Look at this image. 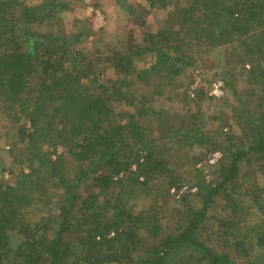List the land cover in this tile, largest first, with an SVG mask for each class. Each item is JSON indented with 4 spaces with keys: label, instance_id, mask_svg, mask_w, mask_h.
<instances>
[{
    "label": "rangeland",
    "instance_id": "374dc122",
    "mask_svg": "<svg viewBox=\"0 0 264 264\" xmlns=\"http://www.w3.org/2000/svg\"><path fill=\"white\" fill-rule=\"evenodd\" d=\"M14 1L13 11L20 9L22 4L34 9L42 7L37 13L41 19L31 24V32L42 38L63 37L66 41L63 48L73 53L81 64L90 67L89 74H95L94 88L103 85L112 93L121 86L127 98L115 96L119 101L112 103L114 113L111 117L114 124L125 128L121 132L114 130L115 135L108 139L105 147H95L88 155H78L81 150L74 145L78 140H59L57 136L63 128L60 124H56L59 132L52 133V138L46 139L42 147L34 146L26 136L32 130L21 108L18 106L9 112L0 104V186L15 188L23 174H31L35 169L40 179L46 178L45 189L34 191L35 202L23 210L24 223H19L12 234L16 236L22 229L25 235L29 234V238L39 242V249H44L43 244L51 242L54 235L60 233L61 216L68 209L79 217L81 207L86 206L92 211L91 220L103 218L106 213L107 218L114 217L113 223L109 224L108 237L129 232L132 216L150 212L155 218L152 226H148L150 219L134 222L140 231L135 240H130L131 254H122V261L102 264H143L145 260L149 261L148 254L157 243L188 227L191 220L187 219V213L192 204L201 207L199 196L203 186L215 187L221 183L225 165H229L238 152L248 150L251 141L245 127L247 112H258L256 91L259 89L250 71L255 63L258 65L260 55L245 56L247 45L240 44L238 36L233 37L235 17L238 16L235 11L226 13L221 19L216 41L208 38L196 46L195 39H179L176 49H172L173 56L177 54L182 61L179 76H169L167 80L162 71L152 72L149 77L143 73L155 65L158 52L168 50L163 45L157 52L133 57L135 73L131 72L130 76L118 74L109 61L113 54L139 53L149 48L152 35L178 31L180 10L189 7L193 0ZM228 34L232 35L230 41H227ZM263 61L260 60L259 65L263 66ZM137 74L140 78H136ZM48 112L52 114L53 110ZM134 119L140 126L131 124ZM139 127L141 133L137 132ZM39 141L43 142V138ZM146 142L161 163L160 174H153L149 180L145 179L149 174L145 175L146 170L140 167L145 163L147 152L143 143ZM238 166V178L226 186L227 190L220 191V196L210 205L201 240L207 242L210 250L219 252L227 248L231 250L234 244L242 241L251 258L241 261L252 264L250 260L259 256L255 236L263 231L264 214L247 193L257 195L263 190L264 159L245 155L240 158ZM118 169L120 173H114ZM111 175L114 183L106 191L101 190L96 178L103 183L104 178ZM263 196L264 193L260 197L262 200ZM120 216L123 221L117 219ZM223 219L232 220V224L223 227L220 224ZM27 223L31 228H27ZM35 224L43 228L32 229ZM156 229L160 230L157 238L146 231L154 233ZM39 237L46 239L41 241ZM60 237L59 264H75L76 259L85 258L75 250V244L79 245L78 237L84 236L71 229ZM12 244L15 250L19 239L15 237ZM49 247L44 259L51 256ZM180 249L167 259L168 264H198V255L190 248L184 246ZM39 255L34 252V258ZM46 261L50 263L52 258Z\"/></svg>",
    "mask_w": 264,
    "mask_h": 264
},
{
    "label": "trees",
    "instance_id": "16d2710c",
    "mask_svg": "<svg viewBox=\"0 0 264 264\" xmlns=\"http://www.w3.org/2000/svg\"><path fill=\"white\" fill-rule=\"evenodd\" d=\"M12 2L15 1L0 0V11L4 10L2 14L0 13V104L4 106V110L9 112L16 110L18 106L21 108V113L25 115L24 117L30 123L32 130L26 136L38 148L46 143V139H51L55 132H59V129H56V124L63 125L61 133L57 136L59 140L62 138L71 142L78 140L74 144L81 150L78 155H88L95 147L101 145L105 147L108 139L110 140L111 136L115 135L114 130L121 132L125 128L121 124H114L111 119L114 113L112 103L119 101V98L115 96L118 95L121 99L127 98L125 92L121 91V86L115 88L112 93H109V88L103 85L98 89L94 88L93 83L96 78H93V75L95 74L93 72L89 74L88 71L91 68L81 64L73 53L63 48L66 43L63 37L53 35L42 38L31 32V24L41 19L37 13L42 7L34 9V7L22 4L20 9L13 11ZM235 11L238 16L235 17L234 35L230 34L233 37L238 36L240 44L247 45L248 49L244 50L245 56L259 54L261 57L258 60V65L255 63L250 71L254 84L259 85V89L256 91L258 112L249 110L247 112L248 121L245 124L251 144L247 151L238 152L237 157L229 165H225L226 169H224L221 183L215 187L208 185L201 188L202 192L199 196L201 207L197 208L193 204L190 207L187 219L191 222L188 227L179 229V234L177 232L176 235L166 236L163 241L157 243L155 249L148 254L150 260H145L143 264H168L167 259L174 252L178 253L184 246L190 248L193 254L198 255V264H207L206 261H209L208 264H244L241 260L246 261L251 258L250 253L244 248L245 246H242V241L239 240V243L234 244L235 251H232L233 248L231 250L227 248L219 252L210 250L206 246L207 242L201 240L204 236L201 233L205 229L210 205L220 196V191L227 190L226 186L238 178L240 158L245 155H254L258 156L259 160L264 159V65H259V61L264 59V0H193L189 7L180 10L177 18L179 19L178 31H171L167 35H152L149 48L141 50L139 53L131 52L128 55L115 53L109 58L118 74L125 73L130 76L131 72L135 73L136 70L133 57L153 51L157 52L158 47L163 45L165 48L168 47V50L158 52L159 59L155 65L143 73L149 77L148 74H152V72L162 71L165 79L173 75L174 77L179 76L182 70V61L179 56H176L177 54L173 56V50L176 49L179 39L182 41L195 39L196 46H200L204 39L210 38L212 41H216L215 37L217 29L221 27V19L226 13L231 14ZM230 34H228L230 38L227 41L232 40ZM243 36L246 37L241 38ZM170 37H172L171 40H166ZM35 38L37 40L33 41ZM238 58L242 61L241 57ZM136 78H140V75L137 74ZM49 109L53 110L52 114H49ZM135 109L137 112L136 106ZM131 124L135 127L140 126L135 119ZM135 131L137 130L135 129ZM141 131L142 129L137 132L141 133ZM41 138H43V142L39 141ZM142 139H144L143 135ZM79 141L80 144L82 143L81 145ZM143 148L147 154L144 156L145 163L140 167L146 170L145 175L149 174L145 177L146 180H149L153 174H160L161 163L147 142L143 143ZM139 159L137 156L136 160L139 161ZM83 172L86 174L85 171ZM36 173L38 170L35 169L31 174H23L15 188L0 186V264H59V252L62 244L58 238H61L62 233L71 229L84 236L83 238L78 237L79 245L75 244V250L78 255L85 258L76 259L75 264L118 262L122 259L120 258L122 254L129 255L132 252L130 240H133L134 237L136 239L137 232L140 231L134 222H147L150 219L148 226H152L151 222L155 219L150 212H143L141 216H132L130 222L132 227L128 230L129 232H123L116 237H108L109 224L113 223L114 217V219L110 216L107 218L106 213L103 218L97 217L94 218L95 220H91L92 211L86 209V206L81 207L79 217H76L75 213L68 209L61 216L58 228L60 233H56L51 242L43 244L44 249H39V242L29 238V234L25 235L22 229L18 232L20 235L12 234L19 223H24L23 210L28 209L35 202L34 191L39 188L45 189L46 178L40 179V174ZM114 173H120V169ZM111 178L112 175L107 176L103 183L100 178H96L101 190L106 191L114 183ZM263 193L264 188L260 194L254 195L255 193L248 192L247 196L254 200L257 209L264 214V200L260 198ZM183 216L185 219L186 212ZM73 218H75V222H72ZM117 219L123 221L122 216ZM230 223L232 224V220L223 219L220 221V224L225 228ZM27 228H31L28 223ZM40 228H43L40 224H35L32 227L34 230ZM159 229L158 231H160ZM262 229L263 231L258 232L255 236L259 256L250 260L253 261L252 264H264V225ZM150 230L146 231L151 232L153 237L157 238L156 235H159L160 232L157 229L155 230L157 232L154 233ZM224 234L230 236L228 231H224ZM15 237L19 239V245L14 250L12 241ZM39 239L43 241L46 238L39 237ZM226 241L228 242L227 238ZM132 243L134 244V241ZM48 247L51 256L47 255L46 259L51 257L52 262L50 263L44 259V253H47ZM241 250H243V254H240ZM236 251L239 253L238 256ZM34 252L41 254L39 258H34ZM69 255L73 257L74 253H69ZM39 260L41 262H38Z\"/></svg>",
    "mask_w": 264,
    "mask_h": 264
}]
</instances>
